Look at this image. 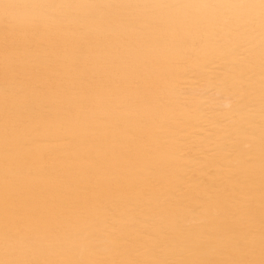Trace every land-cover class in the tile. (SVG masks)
Returning a JSON list of instances; mask_svg holds the SVG:
<instances>
[{"label":"bare ground","instance_id":"bare-ground-1","mask_svg":"<svg viewBox=\"0 0 264 264\" xmlns=\"http://www.w3.org/2000/svg\"><path fill=\"white\" fill-rule=\"evenodd\" d=\"M0 264H264V0H0Z\"/></svg>","mask_w":264,"mask_h":264}]
</instances>
